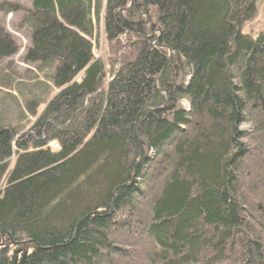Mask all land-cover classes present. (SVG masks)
I'll return each instance as SVG.
<instances>
[{"label":"trees","instance_id":"obj_1","mask_svg":"<svg viewBox=\"0 0 264 264\" xmlns=\"http://www.w3.org/2000/svg\"><path fill=\"white\" fill-rule=\"evenodd\" d=\"M11 13L48 86H17L31 122L0 118V264H264V32H241L256 0ZM18 50L0 25V63Z\"/></svg>","mask_w":264,"mask_h":264},{"label":"rangeland","instance_id":"obj_2","mask_svg":"<svg viewBox=\"0 0 264 264\" xmlns=\"http://www.w3.org/2000/svg\"><path fill=\"white\" fill-rule=\"evenodd\" d=\"M2 1L4 0H0V2ZM7 1L12 3H20L26 7H30L31 4V0ZM19 18V13H11L7 15L0 14V25H3L6 30L14 35L19 46V50L15 55L4 59L0 63V83L2 84V86H0V118L3 119L4 122L12 121L17 125L23 124L24 117L26 118V122H31L34 119L33 116L28 115L24 110V97L19 95L17 86L23 85L25 88L29 89L31 86H33V84H35L36 87H31V89L35 92H37L36 89L43 90L48 86L43 80V77L38 73L37 65L28 64L23 61L24 53L30 45V42L25 34L15 31L14 27L19 21ZM241 32L243 34L253 35L264 32V0H256V13L250 20L242 25ZM94 55L95 57L104 55L103 45L94 47ZM7 78H11L13 80L11 83V86H13L11 88L5 87L6 83L4 80ZM38 84H40V86H38ZM10 97H12L14 100ZM241 130L248 132L250 127L245 125L241 127ZM50 148L52 151L58 150V147L55 143H51Z\"/></svg>","mask_w":264,"mask_h":264},{"label":"water","instance_id":"obj_3","mask_svg":"<svg viewBox=\"0 0 264 264\" xmlns=\"http://www.w3.org/2000/svg\"><path fill=\"white\" fill-rule=\"evenodd\" d=\"M19 251H17L15 254H14V264H16L17 262V259H16V255L18 254ZM24 259V256L22 257V260Z\"/></svg>","mask_w":264,"mask_h":264}]
</instances>
